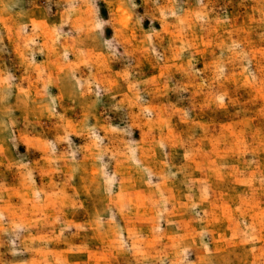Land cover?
I'll use <instances>...</instances> for the list:
<instances>
[{"label": "rangeland", "instance_id": "obj_1", "mask_svg": "<svg viewBox=\"0 0 264 264\" xmlns=\"http://www.w3.org/2000/svg\"><path fill=\"white\" fill-rule=\"evenodd\" d=\"M0 264H264V0H0Z\"/></svg>", "mask_w": 264, "mask_h": 264}]
</instances>
